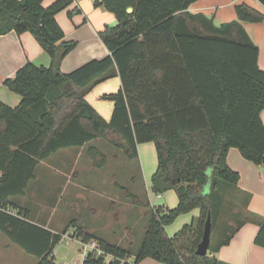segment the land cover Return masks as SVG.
I'll return each mask as SVG.
<instances>
[{"label":"trees","instance_id":"16d2710c","mask_svg":"<svg viewBox=\"0 0 264 264\" xmlns=\"http://www.w3.org/2000/svg\"><path fill=\"white\" fill-rule=\"evenodd\" d=\"M195 1L97 2L117 21L98 31L109 54L62 72L60 62L76 43H58L64 32L56 15L73 0H53L48 6L43 0H0V35L28 31L51 57L48 67L28 61L4 79L20 96L16 106L0 100V204L14 212L0 210V232L33 255L36 264H60L53 249L67 228L76 225L70 221L62 232H54L32 221L16 197L26 194L40 161L94 139L121 148L129 161L138 157L139 143L152 141L157 159L153 189L175 190L178 203L173 208L151 206L118 186L134 204L148 208L141 245L130 261L128 248L78 226L83 239H95L112 255L106 261L89 253L83 264H139L146 257L165 264H226L213 253L242 225L239 209L250 200V193H235L240 175L227 164L228 149L237 148L243 158L264 168V70L258 65L259 48L242 25L263 21L264 14L237 3L235 19L216 25L203 13L187 11ZM258 1L264 6V0ZM116 76L119 89L101 95L113 102L106 120L85 96ZM86 156L94 168L107 162L93 145ZM229 190L237 196L236 220L217 229ZM194 208L198 215L168 236L165 225ZM208 215L210 243L207 254L198 255ZM258 224L254 243L264 247V219Z\"/></svg>","mask_w":264,"mask_h":264},{"label":"rangeland","instance_id":"374dc122","mask_svg":"<svg viewBox=\"0 0 264 264\" xmlns=\"http://www.w3.org/2000/svg\"><path fill=\"white\" fill-rule=\"evenodd\" d=\"M230 1L235 2L234 0H217L214 5L216 9L209 11L211 16L216 15L215 21L220 20L219 22L222 23L231 20V18L227 19L228 16H226L228 11L231 14L234 12L231 11L232 7L228 3ZM250 3H252L250 5H262L259 1L258 4L254 0H250ZM254 8L257 9L255 6ZM257 10L264 14L261 9ZM214 11H217L216 14H213ZM219 14L221 15L219 16ZM251 24L256 37L262 35L263 40L259 43L264 50V20L252 22ZM93 143L98 145L106 154L107 162L105 166L91 169V171L73 173L70 179L63 175L46 174L41 171H45V166L39 167L37 169L38 179L30 181L24 196L16 197L20 205L29 210L32 221L37 223L48 221L50 227L55 230L60 229L59 232L69 226L70 220L80 221L77 223L76 220H72L76 225L73 226L75 228L73 233L71 235H68L67 232L62 234L61 240L53 249L55 260L61 262L60 264L80 263L81 249L78 241L82 239V236L77 231V227H82L85 224H94L95 226L90 227H94L93 233L107 242L128 248L130 254L128 260H134V254L138 251L147 228L148 208L134 204L132 198L118 188L121 184L129 193H134L142 202L146 201V190L151 206L164 205L173 208L178 203L175 190L167 189L161 192L163 197L159 198L157 197L159 192L153 189L151 177L156 170L157 159L152 141L140 143L139 150L143 148L144 151H139L138 157L134 161H129L124 156L121 148L112 146L102 139L93 140ZM256 176L261 181L264 179L257 173ZM49 179L60 181L62 186L69 185V187L59 189L57 186H47L46 183L48 184ZM75 182L84 185L85 191H80L78 195L71 194L70 190ZM115 182L120 184L117 183L116 187ZM262 192H264V189ZM250 196L252 197V194ZM236 204H238L237 196L229 190L225 195L224 212L218 222L217 229L225 224L232 226L234 218L232 214L238 210L237 207L235 208ZM126 205L129 208L124 207ZM122 207H124L123 210H119ZM188 212L179 214L172 222L165 225L168 236H172L187 224L181 218ZM248 214L250 218L258 216L254 212H248ZM188 221H190V218L186 220V222ZM215 237H217V233ZM35 261L36 258L33 255L25 252L19 245L0 232V264H34ZM139 264L165 263L146 257Z\"/></svg>","mask_w":264,"mask_h":264},{"label":"crops","instance_id":"0c3cea01","mask_svg":"<svg viewBox=\"0 0 264 264\" xmlns=\"http://www.w3.org/2000/svg\"><path fill=\"white\" fill-rule=\"evenodd\" d=\"M52 1L53 0H43L42 3L44 6H48ZM99 1L101 0H73L66 9L57 13L56 20L64 32L63 39L58 43L62 41H74L76 43L75 47L69 51L60 62V70L62 72H70L91 59L102 58L109 54L108 49L98 36V31L104 25H115L117 21L112 12L106 10L102 5L97 4ZM234 1L235 2H228L232 7V12L234 11V5L237 3L252 4L250 3V0ZM254 1L258 3V0ZM216 2L217 0H197L188 7L187 11L192 14L203 13L206 16L211 17L216 25H219L221 23L219 22L220 20L215 21L214 18H216V15L211 16V12H209L216 9L214 6ZM250 6H255L257 9H261L262 12H264V7L262 5L257 6L255 4ZM216 12L214 11L213 14H216ZM220 15L221 14H219V16ZM226 16H228L227 19H235L234 12L231 14V12L228 11ZM242 25L251 40L259 47L258 65L264 70V50L259 43L263 40V37L262 35L256 37L251 23L243 22ZM28 61L37 66L42 65L48 67L51 65V57L42 49L30 32L25 31L17 34L15 31L11 30L0 35V100L12 107L20 102V96L17 93L10 91L4 85V79L13 77L16 70ZM119 87L120 80L119 77L116 76L94 86L86 94L85 98L104 119L109 120L113 110V102L101 98V95L103 93L115 92ZM260 115L264 124V108ZM89 145L99 148V146L93 143L92 140L83 146L64 148L51 154L48 158L40 161L37 165L34 180L38 179L37 169L43 166L46 168L44 167L45 171L41 170L42 172L53 176L63 175L69 179L73 176V173L95 169L91 160L86 156V149ZM139 145L140 143L137 145V152L144 151L143 148H140L139 150ZM226 161L229 167L237 171L240 175L238 187L235 189L236 192H233L238 195H241V192L251 193L252 197L250 196V200L246 206H241L239 209L241 218L240 216L238 218L243 219L242 225L235 231L228 243L220 245L213 255L226 264H264V247L254 243V237L259 228L258 222L260 219H264V192H262L264 189V179L261 181L256 176V173L264 178V168L243 158L239 150L235 147H230L228 149ZM75 176H77V174H75ZM115 183L117 187V183L119 182ZM61 184L60 181L54 179H49L48 184L46 183L47 186H57L59 189H67L69 187V185L64 187ZM74 186H72L70 190L71 194L78 195L79 192L83 191L85 188L84 185H80L76 182L74 183ZM204 191L207 192L208 188L206 187ZM145 194L146 200H149L146 190ZM157 197L161 198L163 196L161 193H158ZM124 207L129 208L127 205ZM124 207L119 210H123ZM248 212H254L255 214H258L259 217L256 219L250 218L248 217ZM198 213L199 210L194 208L181 219L183 222L189 223L198 215ZM189 218L190 221L186 222ZM235 220L236 219L233 218V224ZM76 222L78 223L80 221L76 220ZM39 224L54 232H59L60 230L51 228L48 221H41ZM91 226L95 225L85 224L82 227L86 231L93 233L94 227L90 228ZM74 229L73 226H69L66 230L67 234L71 235ZM215 239L214 243L216 244L218 237ZM54 254L55 253L53 252V255Z\"/></svg>","mask_w":264,"mask_h":264},{"label":"built area","instance_id":"2783aa9c","mask_svg":"<svg viewBox=\"0 0 264 264\" xmlns=\"http://www.w3.org/2000/svg\"><path fill=\"white\" fill-rule=\"evenodd\" d=\"M0 177H1V171H0ZM160 196V195H158ZM0 210H4L7 212L14 213L11 211L8 207H4L3 205L0 204ZM80 244V249H81V259L79 264H83L84 258L87 256V254L92 253L95 256H102L106 261L110 260L112 258L111 254L106 253L98 244V242L95 239H80L78 241ZM123 261V260H122ZM62 264H75L74 262H69V263H62Z\"/></svg>","mask_w":264,"mask_h":264},{"label":"water","instance_id":"95a60500","mask_svg":"<svg viewBox=\"0 0 264 264\" xmlns=\"http://www.w3.org/2000/svg\"><path fill=\"white\" fill-rule=\"evenodd\" d=\"M210 235H211V221L210 216H207V219L204 224L201 240L197 244L196 254L198 255H206L208 251V246L210 243Z\"/></svg>","mask_w":264,"mask_h":264}]
</instances>
